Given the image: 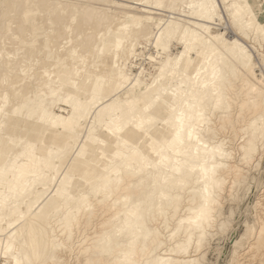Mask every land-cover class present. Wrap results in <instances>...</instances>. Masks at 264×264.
<instances>
[{"label": "bare ground", "instance_id": "6f19581e", "mask_svg": "<svg viewBox=\"0 0 264 264\" xmlns=\"http://www.w3.org/2000/svg\"><path fill=\"white\" fill-rule=\"evenodd\" d=\"M9 1L11 0H4L1 7L3 8L4 5ZM28 1L32 2L30 6V10L32 12H36L38 10L45 11L48 9L47 6L44 5L45 1ZM174 1L179 2V4H181V6L183 7H191L193 9L192 17L190 18L191 20H185L186 23L190 25V27H187L186 25L184 26L185 32L183 33L181 39L178 37L180 33V24L177 22L168 21L167 25L164 27L159 26V24L157 23L153 25L156 29V32H154V28H152V25L147 21L132 22L131 20L129 23H127L126 19H124L123 23L121 24L123 26L119 24L117 30L114 31L115 35L113 36L112 43L106 42L105 37H99L102 38V40H99L100 42L99 44H97V48L95 47L96 50L93 47L97 56H99V54H103L105 51L110 50V48L115 49L118 52L117 57H115V63L119 66L117 67V72L119 73L117 75L111 74L108 80L109 86L114 85L115 83L122 84L119 90L122 89L124 87V84L128 81H130L131 84L136 87L140 86L139 76L144 72L143 67H139V71L134 75H130V71L121 72V70L127 67V63L129 64L128 60L130 58L131 60L136 59V57L133 56L132 52L127 49L131 41L136 38L147 40L151 35H153V39L150 41V43L152 46H154V49H161L165 53L166 51H168L172 40L176 41L177 39H179L183 42L184 48L187 50L188 55L191 53L195 54L194 58L186 60L185 66L190 67L191 65H194V68L199 67L197 71L202 69L205 73L210 74L207 81L215 79L217 77L215 81L212 80L210 83H208L211 85V87L208 85L206 90L203 89L204 83L202 82V79L197 76L193 77L188 74L187 77L183 75L179 77L177 85V88L179 90L176 89L175 92L172 91V93H174V97L173 95H171V99H169L168 105L164 103V106L168 109H165V117L155 116L157 112L155 111L156 113H154L153 111L156 110L155 106H153L155 102L153 99L149 100V106L155 109H151L149 112L143 111L141 107V101L134 99H131L127 110L122 109L120 105L115 107L114 102L106 104L110 108H112L114 112L111 121H108L105 124L106 127L108 128V125H110L111 123L114 124V122L116 121L124 122V119H128L125 122L128 124L126 131L124 133L118 134L122 137V140L120 142L122 143V145H124V140H128L129 143L133 145L135 144V142L138 143L137 146L134 145L135 149L139 153H141L142 156L147 157L151 167L156 170L151 169L152 171L149 172V164L126 147H124V149L120 147L114 149L112 148L110 155H107L106 153L104 154V152L102 151L103 149L100 148L95 155L88 154L82 159L72 157V159L70 158L71 160L67 165V172H71L73 175L75 172H77V181H73L74 183H72L71 179H64V175L60 177L57 180L55 193L53 195L51 194V196L48 197V200L52 202L54 211L49 208V205L48 208H44V206L41 208V212L34 211L33 213L34 215H38L37 213H40L41 217L37 218V216H35V220L31 221L32 219L29 220L28 218V216H30V212H32L33 208L38 206V204L42 201V198L49 188L48 185L50 184V181L52 180L53 176L56 175H52L53 168L50 165L52 164L51 159L56 155L57 151H52L49 148L43 150L44 147H41L43 155L42 157H40L35 154V141L32 140L28 144L26 143L27 145L23 147V149H20V151H18V155H20V161L17 162L19 166L15 165L18 166L16 169L14 166L13 169H15V171L4 170L3 168H1L0 170V177L6 179L7 174H10V176L12 175L11 178L6 179V190L0 191V223H3L4 225L3 228L0 226V259L8 258L10 260L9 264H17V261H20L21 264H45L46 261H54L55 263L59 264L62 259L58 256L57 251H62L64 249L63 245L56 239V235L54 234L53 230L54 228L52 229V227L49 225H46V227H41L40 225V223L44 219H47L45 218V216L48 215L49 210H52V212L54 213L61 211L62 220H58V226L67 229L73 224H76L79 219L84 224L88 225L90 217L92 215H96L98 209H103V211L100 213L101 221L99 222L101 223H98V226L100 227L96 226L98 229H96L95 227L94 230L91 233L89 232L90 234L88 235L92 240V248L89 247L92 250L89 249V251L91 252H88V249H86L89 254L85 253L86 255H88L86 257L85 264H107V259L105 260L104 258H102V255H100V253L103 254L104 252H108V249L110 248L108 244L113 237H116L114 249L117 248L118 250H115L117 251L115 254L111 252V254L113 253L110 258L112 262L111 264H121L122 256H120L119 254L120 251L123 250V247L126 249L129 248V250L127 249V251L131 254L127 264H140L141 261L146 264L195 263V259H191L190 257H188L189 255H185L186 253H188V247L194 246L196 249L200 245L204 234L207 231L206 229L210 224H212L210 223L212 222V215L214 217L213 212L215 210L216 204L218 203V198L220 199L219 195H221L220 193L223 190L225 181V177L223 175L224 173L222 170L225 169L227 174H231L233 176L238 175V173L240 172V169L236 165H233L231 162V164L228 163V159H230V156L232 155H230L229 152L223 151L225 149L224 143L221 140L215 142L211 141L212 135L208 133V131H206L207 128L205 130L203 129V132L201 130L202 128H200L202 122L206 120L205 116H207L206 110L208 105H210L212 111H223L227 108V104L225 105L224 103L225 99L227 98L225 97V94L223 92L225 89V85H227L228 83V76L224 71V68L227 66V58H224L225 56L224 54H222L220 48L226 52V54L233 60V62H235L238 66H242L245 70L248 71L245 73L247 77H245L243 81L246 88L253 87L251 91L249 90V92H247V98H251L252 100H254L252 102L251 108L256 109L259 106V100L258 102L256 101V97L253 96V92L256 90L258 93L257 96H259L261 93L263 94V103L264 92L259 87V85L262 86L263 84L260 81L258 74L255 72V70H251L250 68V56L244 51L242 52L243 55L238 54V51L240 49L239 44H235L233 47H230L224 44V41L221 38V34L211 33V27L207 23L212 18V10L211 8H209L210 6H212V0ZM222 1L224 2V6L226 7V9L230 12L232 19L236 22L235 24L241 22V20H244V17L247 15L248 19L246 25L240 26V28H244L245 34H248L253 39H256L259 42L264 41V24L258 21L256 13H254L251 9L249 0H243L244 3L240 4L239 2L241 0ZM53 3L60 4L61 2ZM68 6L69 7L67 8L68 11H66L65 18H68L70 20H74V18L76 19L78 17L75 12L76 10L72 8L71 5ZM173 7L174 5L169 7L170 12ZM82 9L83 10L80 11L81 14L79 13V18H85V21H88L91 16L94 17L95 21L100 20L101 18L100 22L104 21V19L109 20L110 18V16H107V14L106 16L105 14L101 15V11L97 12V10H92L91 8ZM31 17H29L30 20L34 18V16L32 19ZM26 21V23H23L20 19H18L15 24H13V26H9L7 29L9 33L10 31H13V35L9 34L8 37L4 36L2 39L0 38L1 57L4 50H10L11 44H15L17 40H20V38L24 42V40H26L25 37H28L32 34L31 29L34 25L28 24L30 22L28 17L26 18ZM0 24L2 27L3 23L1 19ZM97 24H99L98 21ZM68 25L69 24H67L64 28V31L66 32H69L70 30L69 27H67ZM247 25L249 27H247ZM251 27L252 29H250ZM50 28L51 30L49 31L47 42L52 47H55L56 45L60 47V41H62L63 37L59 38L58 42L52 41V37L55 33L58 32L60 28ZM125 28H127L128 33L123 32ZM90 29H92V27H90ZM199 31L202 32V34H200ZM109 34L110 31L108 30L106 31L104 36H109ZM204 34H206L207 37L204 36ZM94 36L96 35H93L92 37ZM7 40L10 42H7ZM212 41L214 43H217V45ZM66 43L68 44L69 40ZM256 43L258 44V42ZM217 46H219L220 48ZM66 47L67 46H65V48ZM65 48L63 49L65 50ZM42 51L40 50V52ZM42 53H44V51ZM18 57L19 60H16L15 58L13 59L15 63L18 61H22L23 54L19 55ZM74 57L75 56H72L71 53L64 57L66 63L69 64V67L75 64L73 59ZM79 59L80 61L82 60L81 56L78 58V60ZM120 59L123 62V66H120L119 64ZM148 59L154 60V58L150 56ZM175 59V57H172L170 54L166 53V62L164 64H161V67L159 68L160 73H165V70H167L165 64H168L170 66L172 64L171 61ZM6 61L7 60L5 58H1L2 64H7ZM219 63H222V67L219 68L220 72L216 75V77L213 78L211 72L214 68H216V65H219ZM205 65L208 66L204 67ZM131 66H134L133 63L131 64ZM180 66L181 70H183V65L181 64ZM227 69L228 75L232 74L234 72L233 64H229ZM52 70L53 67L51 69V72H47L46 70L40 71L39 74L41 76L39 75V77L40 79L44 80V82L41 84V86H36V88L39 90L50 92V96L53 98H59L61 107H58L57 113H52L50 123L47 126L45 125V127L43 126L42 130L40 131V134L43 136L41 142L50 141L53 145L55 143L60 144V147L62 148L66 140L70 138L72 139L75 133H78L81 128L80 123L82 121V118H84L88 113V104L98 99V96H96L95 94H91L85 100H76L75 98L72 101L71 99L74 96V90L68 89L67 91L61 93V89L59 87L61 86V84H67L66 81L65 83H63L61 78H71V74L64 69V65L58 66L55 70H53V72ZM115 70H112V72L115 73ZM169 74H174L173 68L169 69ZM100 76L104 75L100 74ZM10 77L12 78V76ZM14 77L16 78V76H13V78ZM159 77L160 76L158 75L155 79H158ZM11 80H9V82ZM254 80L259 83L258 86L254 82ZM56 82L60 83V85L57 87L55 86ZM112 82L115 83L112 84ZM77 85L79 87V84ZM103 86H105L104 83L100 82L98 83V86L95 88V90L101 93H103L104 91H109L108 89L110 87L105 88ZM180 86H184V89H181ZM10 93L9 95H11ZM9 95L7 93L0 92V108H2L3 103L8 100ZM15 95H19V93ZM39 95L46 97L44 93H41ZM44 99L45 98H43L42 100ZM171 104H174L173 108L170 107ZM63 106L68 107L69 110L63 109ZM3 109L4 108H2V113H0V128H6L7 130H10L12 129L13 125H11V123L7 125L6 121V115L9 110L6 111ZM16 110L17 108L15 107L13 110H11V113L13 114ZM115 111H118L119 115H117ZM38 112L40 114L39 117H41L44 112H46V109L41 108L38 110ZM158 112L161 113L160 108H158ZM262 112L263 111H260V114H258L255 119L251 120L252 122L250 123V125L254 123V120L260 119L259 117L263 115ZM243 115H241V117ZM142 117H151L153 121L149 126L150 131L147 132V134L140 133L134 127L135 123ZM222 119L219 120L220 123ZM156 122L160 123V126H158V130H156V126H154ZM208 122H205L206 125ZM226 122H228V120ZM224 127L226 126L224 125ZM233 131L234 130H232V132ZM257 131L258 132H256V130H253L251 132L249 131L250 134L249 132L248 134H253L255 136V134L257 133V136H260L261 132L259 133V127H257ZM177 133L180 134V138L183 141L182 143L175 142ZM111 136L114 135H112L111 133ZM113 138H116V136H114ZM248 141L250 140H246L242 145L239 146V148H237L238 146L236 147L240 151V161H242L243 164H248L251 159L249 151L250 145L247 144ZM80 149L82 151H85L86 153L85 147L82 146ZM161 149L162 151H160ZM157 151H159V154H157ZM186 151L189 156H194L198 160L197 163H194L192 160H190L189 157L185 156L184 153ZM69 157H71V155L68 156V158ZM9 162L11 163L12 159H9ZM63 162L61 163V165L63 164ZM170 163L171 165L169 166V170H167V167ZM42 165H46L47 167L51 168L50 170H48V174L42 172L43 170L40 168ZM61 169L63 170L64 167ZM141 172H146L148 174L145 177V174ZM139 173L141 174V176L134 177ZM142 176L144 177V179L150 180L151 183L148 185V196L150 198L149 204L144 208L143 215L138 213V205L135 204V201L131 199L136 197L137 194L142 193L144 187L146 186L144 182L138 181ZM193 184L196 185L193 187ZM85 187H89L90 194L96 193L99 189L104 191V193L102 194L103 197L96 200L94 203L97 204L96 209L93 208L94 204L92 202H89L88 190H86ZM184 188H186L188 194L186 197L187 203L183 206H180L178 202L180 199L178 191L183 190ZM7 189H11L10 194L12 193V195H10L6 200L4 198L7 197ZM3 195L4 198H2ZM152 205L156 208L155 214L154 211L151 212ZM218 205L219 204H217V206ZM22 208L26 209V212L28 214V216L24 220H21L20 218L23 213L21 211ZM167 209H171L174 213L177 209H179L180 211L185 212V214L184 217L181 216L178 218L176 222L177 228L171 231L167 236L170 237V239L176 237L178 230L182 228L180 237H178L176 240H173V244H171L170 246H165L160 249V247L164 245L162 241V238L164 237L162 234V230L167 229L169 225L168 222H166V220L164 219L165 221H161L162 229H160L159 227H148V232H141L138 225H141V223H146L150 220H154V222L157 220L160 222V219L158 220L157 218H159L160 216L164 217V213ZM263 212L264 210L262 211V213ZM104 226H109L111 230V232H109V238L103 236V231L106 230V227ZM262 227L263 226H261V228ZM120 235L121 237L119 238ZM70 236L71 231H68L67 237L69 238ZM139 236L141 237L138 238ZM118 238L119 240H117ZM137 239H139V241H137ZM136 243H138L137 246ZM81 255L83 256L82 253ZM79 260L81 261V259ZM4 262L6 261L3 260V264Z\"/></svg>", "mask_w": 264, "mask_h": 264}, {"label": "rangeland", "instance_id": "374dc122", "mask_svg": "<svg viewBox=\"0 0 264 264\" xmlns=\"http://www.w3.org/2000/svg\"><path fill=\"white\" fill-rule=\"evenodd\" d=\"M3 1L4 0H0V19L3 23L2 27L0 24V35H2L0 36L1 39L4 36L8 37L9 34L13 35V31H10L9 33L7 29L9 26H13V24H15L18 19H20L23 23H26V18L28 17L30 21L28 24L34 26L31 29L33 36L32 34L28 37L26 36V40H24V42L20 38V40H17L15 44L10 45V50H4L2 53V57L0 56V92L7 93L8 95L11 92L8 100L3 103L2 108H4L3 110L6 111L9 110L8 113L6 112L7 125L9 123L13 125L12 129L10 130H7L6 128H0V170L1 168H3L4 170L15 171V169L19 166L17 162L20 161V155H18V151H20V149H23V147H25L32 140H34L36 144L35 154L37 156L42 157L43 155L41 147H44L43 150L49 148L52 151H57L56 155L52 157V164L50 165L53 168L52 175H56L53 176L50 184L48 185L49 188L46 191V196L44 195L42 201L38 204V206H36L38 208H33L32 212H30V216H28L26 209L22 208L21 211L23 213L22 216H20L21 220H24L27 216L29 220L32 219L31 221L35 220V216H37V218L41 217L40 213H37L38 215H34L33 213L34 211L41 212V208L44 206V208H48L49 205V208L54 211L52 202L48 200V197H50L51 194L53 195L55 193L57 180L64 175V179H71L72 183L77 181V172H75L74 175L71 172H67V165L72 157L82 159L88 154L95 155L100 148L103 149L101 150L104 152V154L106 153L107 155H110L112 148H117L118 143L120 145L119 147L124 149L125 146L120 142L122 139L118 142L117 137L113 138L114 136H111L110 128L114 126V124L111 123L110 125H108V128L105 125L108 121H111L114 115L113 109L106 105L107 103L110 104L111 102H114L115 107L120 105L122 109L127 110L131 99L139 100L141 101V107L143 111L147 110V112H149L151 109L156 108V110H153L154 113L157 112L155 116L165 117V109L167 108L164 106V103L168 105V101L169 99H171V95H173L174 97V93H172V91L175 92L176 89L179 90L177 88L179 77H181L182 75L187 77L188 74L193 77L197 76L202 79V82L204 83L203 89L206 90L208 85L211 87V85L208 83H210L212 80H216V75L220 72L219 68L222 67V63L216 65V68H214L211 72L213 78H216L207 81L210 74L205 73L202 69L197 71L199 67L194 68V65H191L190 67L185 66L186 60L194 58L195 54L191 53L188 55L187 50L184 48L183 42L177 39L176 41L174 40L175 42L172 40L168 51H166L167 54H170L176 59L171 61L172 64L170 66L168 64H165L167 70H165V73L161 74L159 68L161 67V64H164L166 62V53L161 49H154V46L151 45L150 41L153 39V35H151L147 40L136 38L133 39L127 47V49L132 52L133 56L136 57V59L131 60L130 58L128 60L129 64L127 63V67H125V69L121 68V72L130 71V75H134L139 71V67H143L144 72L139 76L140 86L136 87L132 85L130 81H128L124 84V87L119 90L122 84L115 83V81L112 82V84L115 83L114 85L109 86L108 80L111 74L117 75L119 73L117 72V67L119 66L115 63V57H117L118 52L115 49L110 48V50L105 51L101 55L99 54V56L95 54V50L97 48L96 46L97 44H99L102 38L105 37L106 42L112 43L113 36L115 35L114 31H116L118 25H121L123 23V20L126 19L127 23H129L131 20L132 22L147 21L152 25V28H154V32H156V29L153 25L157 23L159 24V26L164 27L167 25L168 21L177 22L180 24V33L178 37L181 39L183 33L185 32L184 26L186 25L187 27H190V25H188L185 20H191L190 18L192 17L193 12V9L191 7H183L181 6V4H179V2L174 0H42L45 1L44 5L47 6L48 9L45 11L38 10L36 12H32L30 10V6L32 3L31 1L11 0L2 8L1 6L3 4ZM53 2L61 3L55 4ZM249 2L251 9L257 15L258 21L264 24V0H249ZM240 3H244V1L241 0L239 4ZM68 5H71L72 8L76 10L75 12L78 17L76 19L74 18V20L65 18L66 11H68L67 8L69 7ZM173 5L174 7L170 12L169 7ZM82 8H91L92 10H97V12L101 11V15L105 14L106 16L107 14V16H110V18L109 20L104 19V21L100 22L101 18L100 20L95 21L94 17L91 16L88 21H85V18H79V13L83 10ZM209 8H211L212 10V18L208 21L207 24L211 27V33L221 34V38L224 41V44L230 47H233L235 44H239L240 49L238 51V54L243 55L242 52L244 51L250 56V68L251 70H255L263 85L260 86L259 83L255 80L254 82L257 84V86L259 85L260 89L264 92V41L259 42L256 39H253L248 34H245L244 28H240L241 25H246L248 19L247 15L244 17V20H241V22H239L240 24H235L236 22L232 19L230 12L226 9L222 0H212V6H210ZM29 17L33 19L30 20ZM97 21L99 22V24H97ZM67 24H69L67 26L70 29L69 32L64 31V28ZM50 27L60 28L58 32L55 33L52 37V41L54 42H58V39L63 37L62 41H60V47H58V45L52 47L47 42L49 31L51 30ZM90 27H92V29H90ZM95 27L97 28V30ZM247 27L249 26L247 25ZM250 29H252V27ZM108 30L110 31L109 36H104L106 31ZM123 32L128 33L127 28H125ZM199 33L202 34V32L200 31ZM93 35L96 36L92 37ZM204 36L207 37L206 34H204ZM68 40L69 43L67 44L66 42ZM7 42L10 41L7 40ZM256 42H258V44ZM214 44L217 45V43ZM65 46L69 47L65 48ZM93 47H96L95 50ZM63 48H65V50ZM40 50H43L44 53H42L43 51L40 52ZM220 50L222 51V54H224V58H227V66L224 68V71L228 76V83L227 85H225V89L223 91L225 97L227 98L224 102L225 105L227 104V108L223 111H212L210 105H208L209 107L207 106L206 110L207 116H205L206 120L202 122L200 128H202V132L203 129L205 130L207 128L206 131H208V133L212 135L211 141L215 142L221 140L224 143L225 149L223 151L229 152L230 155H232L230 156V159H228V163L231 162L233 165H236L240 169V172L238 173V175H236V177L231 174H227L225 169L222 170L224 173L223 175L225 177V181L223 190L220 193L221 195H219L221 201L218 198L217 204L219 205L217 206L216 204L217 208L215 207V210L213 212L214 217L212 215V222H210L212 224H210L206 229L207 231L205 232L200 245L196 249L194 246L188 247L189 249H191H187L188 253H186L185 256L189 255L188 257H190L191 259H195L194 264H264V212L262 213V211L264 210L263 94L261 93L259 96H257V91L255 90L253 92V96L256 97V101L258 102L259 100V106L256 109L251 108L252 102L254 100H252L251 98H247V92H249V90L251 91L253 87L246 88L243 81V79L247 77L245 73L248 71L245 70L242 66H238L235 62H233V60L226 54L224 50H222L221 48ZM70 53L72 56H75L73 58L75 64L71 67L68 66L69 64H67L66 60L64 59V57ZM22 54V61H18L15 63L13 59L15 58L16 60H19L18 56ZM80 56L81 59L84 57L81 61L80 59L78 60ZM149 56L153 57L154 60L148 59ZM1 58H5L7 60V64H2ZM38 62L41 64H39ZM180 62L183 65V70H181ZM132 63L134 66H131ZM119 64L120 66H123V62L121 59L119 60ZM229 64H233L234 72L228 75L227 67L229 66ZM62 65H64V69L71 74V78L62 77V82L65 83L66 81L67 84H61V86H59V82L55 83L56 87H60L61 93L67 91L68 89L74 90V96L71 99L72 101L75 98L76 100H85L91 94H95L96 96H98V99L88 104V113L84 118H82V121L80 123L81 128L78 131L79 134L75 133L72 139L70 138L66 140L64 146L61 148L60 144L57 143L53 145L50 141L41 142L43 136L40 134L43 126L45 127V125L47 126L50 123L52 113H57L58 107H61L60 99L51 97L50 92L39 90L36 88V86H41V84L44 82V80L40 79L39 77V73L41 70L51 72L52 67L53 70H55L58 66ZM207 66L208 65H205L204 67ZM171 68H173L174 74H169V69ZM112 70H115L116 72L114 73L112 72ZM100 74H103L104 76H100ZM158 75L160 77L158 79H155ZM10 76H12V78ZM13 76H16V78H13ZM9 80L11 81L9 82ZM100 82L104 83L105 86L103 87H110L108 89L109 91H104L103 93H101L95 90V88L98 86V83ZM9 84L10 86H13L10 87ZM77 84H79V87ZM180 88L184 89V86H180ZM18 93L19 95H15ZM41 93H44L46 97L39 95ZM43 98L45 99L42 100ZM150 99H153L155 101L153 105L155 106V108L149 106ZM173 105L171 104L170 107L173 108ZM15 107L17 108V110L12 114L11 110H13ZM2 108H0V113H2ZM41 108L46 109V112H44V114L39 117L40 114L38 110ZM62 108L69 110L68 107L63 106ZM158 108L161 109V113L158 112ZM260 111H263V115L259 117L260 119L254 120V123L250 125V123L252 122L251 120L255 119L258 114H260ZM115 113L119 115L118 111H115ZM238 113L240 116L238 115ZM241 115L243 116L241 117ZM234 117H238L239 119ZM221 119L224 122L221 121L220 123L219 120ZM124 120V122H126L128 119ZM227 120L230 124L226 122ZM205 122H208L207 125ZM224 125L226 127H224ZM154 126H156L155 129L158 130V126H160V123L156 122ZM257 127H259V133L261 132V135L257 136V133L255 134V136L253 134L249 135L253 130H256V132H258ZM232 130L234 131L232 132ZM246 140H250L247 144L250 145L249 151L251 159L248 164H243L242 161H240V151L237 148H239V146L242 145ZM49 143L51 146L49 145ZM134 145L137 146L138 143L135 142ZM82 146L86 148V153L85 151H82L80 149ZM63 148L65 149V151ZM67 154L68 156L71 155V157L68 158ZM184 154L185 156L189 157L190 160H192L194 163H197L198 160L194 156H189L187 151ZM9 159H12L11 163L9 162ZM62 162V165L64 167L63 170L61 169L63 168L61 165ZM170 165L171 163L168 165L167 170H169ZM14 166L15 169H13ZM40 168L45 174H48V170L51 169L46 165H42ZM151 169L154 168L149 166L148 171H152ZM141 173H144L145 177L148 174L146 172ZM11 176L10 174H7L6 179L11 178ZM136 176H141V174L139 173L134 177ZM6 179L0 177V191L6 190ZM138 181L144 182L146 186L144 187L142 193L137 194L136 197L131 199L135 201V204L138 205V213L143 215L144 208L149 204L150 198L148 196V185L151 183L150 180L144 179L143 176ZM195 185L196 184H193V187ZM85 189L88 190L89 202H92L93 204L96 200L103 197L102 194L104 193V191L101 189L93 194H90L89 187H85ZM7 191V197L4 198V195L2 196V198L6 200L10 195H12V193L10 194L11 189H7ZM178 194L180 196V199L178 201L179 205L183 206L187 203L186 197L188 194L186 188L178 191ZM96 207L97 204H94L93 208L96 209ZM155 209V206L152 205L151 212L154 211V214L156 212ZM52 210H49L48 215L45 216V218L47 219H44L40 223V225L41 227H46V225H49L52 227V229L54 228L53 230L54 234L56 235V239L63 245L64 249L62 251H57L58 256L62 259L59 264H85L86 257L88 256L86 254H89L88 252H91L89 251V249L92 250V240L88 235L94 230L96 226L100 227L98 226V223H101L99 222L101 221L100 213L103 211V209H98L96 215H92L90 217L88 225L84 224L79 219L80 222L78 221L76 224H73L67 229L58 226V220H62L61 211L54 213L52 212ZM166 211L164 213L165 218L163 216L157 218L158 220L160 219V222L157 220L155 222L154 220H150L146 223H141V225H138L141 232H148V227H159L160 229H162L161 221L166 220V222H168L169 225L167 229L162 230V234L164 236L162 238V241L164 245L161 246L160 249L165 246H170L171 244H173V240H176L178 237H180L182 228L178 230L176 237L170 239V237L167 236L171 231L177 228L176 222L178 218L181 216L184 217L185 214V212L180 211L179 209H177L175 213L171 209H167ZM0 226L3 228V223H0ZM261 226H263V230ZM97 227L96 229H98ZM104 227H106V230L103 231V236L109 238L108 236L111 230L109 226ZM68 231H71V236L69 238L67 237ZM120 237L121 235L119 236V238ZM140 237L141 236H139L138 238ZM119 238L117 240H119ZM115 240L116 237H113L109 242L108 246H110V248L108 249V252H104L103 254L100 253V255H102V258H104L105 260L107 259V264L112 263L110 260L111 255L117 252L115 250H118L117 248L114 249ZM137 241H139V239H137ZM137 245L138 243H136V246ZM86 249H88V252L86 251ZM127 249L129 250V248ZM127 249L123 247V250L120 251L119 255L122 256L121 264H127L128 259L131 256L130 252H128ZM64 250L67 253H65ZM111 252L113 253L111 254ZM81 253L83 254V256H86L83 257ZM250 255H255V258ZM249 256L251 257V259ZM79 259H81V261ZM3 260L7 262H4V264L10 263V260L8 258H2L0 259V264H3ZM45 264L58 263H55L54 261H46ZM140 264L146 263L141 261Z\"/></svg>", "mask_w": 264, "mask_h": 264}, {"label": "snow or ice", "instance_id": "6c2138e0", "mask_svg": "<svg viewBox=\"0 0 264 264\" xmlns=\"http://www.w3.org/2000/svg\"><path fill=\"white\" fill-rule=\"evenodd\" d=\"M145 111H147V110H145ZM152 122H153V121H152L151 117H142V118H140V119L135 123L134 127H135V129H136L137 131H139L140 133H142V134H147V132L150 131V127H149V126L152 124ZM127 127H128V124H127V123H125V122H121V121H116V122H114V126H112V127L110 128V131H111L112 135H114V136L117 137V141H118V142L122 139V137H121L120 135H118V134L124 133V132L126 131ZM189 135H191V134H189ZM175 142H178V143H182V142H183L182 139L180 138V134H179V133H177V137H176V141H175ZM119 146H120V145H119V143H118V144H117V147H119ZM124 146H125L126 148L130 149L131 151H133V153H134L135 155L139 156V157H140L141 159H143L146 163H148L149 166H151V165H150V162L148 161V158L142 156V154L139 153V152L135 149L134 145L131 144V143H129L128 140H124ZM160 151H162V149H161ZM157 154H159V151H157ZM17 264H21V262H20V261H17Z\"/></svg>", "mask_w": 264, "mask_h": 264}]
</instances>
